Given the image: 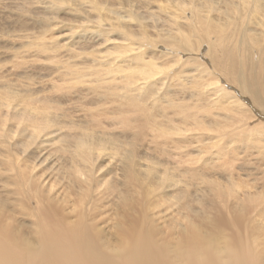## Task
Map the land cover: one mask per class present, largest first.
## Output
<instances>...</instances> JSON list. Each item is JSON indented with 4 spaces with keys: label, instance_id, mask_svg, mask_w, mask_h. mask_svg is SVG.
<instances>
[{
    "label": "rangeland",
    "instance_id": "rangeland-1",
    "mask_svg": "<svg viewBox=\"0 0 264 264\" xmlns=\"http://www.w3.org/2000/svg\"><path fill=\"white\" fill-rule=\"evenodd\" d=\"M49 1L59 9L46 15ZM195 2L0 0V95H16L9 110L17 114L5 116V106L0 111L1 231L36 243L46 215L66 225L83 219L104 251L127 244L123 236L148 233L177 264L172 246L194 224L201 231L215 227L223 240L255 241L254 256L264 250V67L257 63L262 91L252 99L238 88L246 56L233 61L218 52L214 64L202 61L197 28L179 8ZM26 109L50 120L32 140L35 122L21 118ZM75 135L102 149L91 166L74 165L79 174L70 169ZM128 151L134 157L126 166ZM43 177L50 178L43 183Z\"/></svg>",
    "mask_w": 264,
    "mask_h": 264
},
{
    "label": "bare ground",
    "instance_id": "bare-ground-1",
    "mask_svg": "<svg viewBox=\"0 0 264 264\" xmlns=\"http://www.w3.org/2000/svg\"><path fill=\"white\" fill-rule=\"evenodd\" d=\"M196 2L192 5H182L179 8L187 12L189 16V25L194 26L197 29V52L201 57L202 61L207 63H213L219 61L217 56H221L218 52L222 54L226 59L233 60L236 58L246 59V70L245 73L239 75L238 79V88L242 93H248L251 95V98H254V94L262 91L257 80V75L259 73L260 67H264V0H195ZM43 6L44 12L46 15H49L48 12H57L59 9L56 2L49 1ZM125 3H127L125 1ZM191 3V2H190ZM62 4V3H61ZM83 4V3H82ZM115 5V4H114ZM112 6V5H111ZM179 6V4H178ZM67 7V5H66ZM85 7V6H84ZM113 7V6H112ZM111 7V8H112ZM49 8V9H48ZM51 10V11H50ZM64 11V10H63ZM131 11V10H129ZM118 12V11H117ZM121 12V11H120ZM119 14V13H118ZM121 14V13H120ZM119 14V15H120ZM90 16V15H89ZM92 16V15H91ZM131 16V15H130ZM173 16V15H172ZM86 17V16H85ZM177 17V16H176ZM82 18V17H81ZM100 18V16H99ZM50 19V17H46ZM120 19V18H118ZM131 19V18H130ZM152 19V18H151ZM174 19V18H173ZM89 20V19H87ZM86 20V21H87ZM115 20V19H114ZM153 20V19H152ZM176 20V19H175ZM74 21V20H73ZM129 21V20H128ZM84 22V21H83ZM130 22V21H129ZM134 21H131V23ZM78 23V22H77ZM103 23V22H101ZM116 23V22H115ZM168 23V22H167ZM50 24V23H48ZM96 24V23H94ZM135 24V23H134ZM174 24V23H173ZM176 24V23H175ZM179 24V23H178ZM97 25V24H96ZM117 25V24H116ZM127 25V24H126ZM187 25V24H186ZM55 26V25H54ZM52 26V27H54ZM80 26V25H78ZM99 26V23L98 25ZM173 26V25H172ZM95 27V26H94ZM107 27V26H106ZM174 27V26H173ZM176 27V26H175ZM51 28V27H50ZM82 28V27H81ZM134 28V26H133ZM179 28V27H178ZM188 28V27H187ZM193 28V27H192ZM194 29V28H193ZM83 30V29H82ZM117 30V29H116ZM122 30V29H121ZM120 30V31H121ZM191 30V29H190ZM51 31V29H50ZM79 32V29H77ZM76 31V32H77ZM105 31V30H104ZM82 32V31H81ZM108 32V31H107ZM106 32V35H107ZM123 32V31H122ZM126 32V30H125ZM173 32V31H172ZM186 32V31H185ZM188 32V31H187ZM83 33V32H82ZM115 32H113L114 34ZM127 33H129L127 31ZM96 34V33H95ZM105 34V32H104ZM131 34V33H130ZM188 34V33H186ZM190 34V32H189ZM87 35V34H86ZM132 35V34H131ZM158 35V34H157ZM171 35V34H170ZM74 36V35H72ZM89 36V35H88ZM69 37V36H68ZM67 37V38H68ZM121 37V36H120ZM187 37V36H186ZM194 37V36H193ZM196 37V36H195ZM80 38V37H79ZM100 38H102L100 36ZM137 38V37H136ZM149 39V38H148ZM167 39V38H166ZM170 39V38H168ZM181 39V38H180ZM76 40V39H74ZM105 40V38H104ZM107 40V38H106ZM111 40V39H110ZM132 40V39H131ZM173 40V39H172ZM127 41V40H126ZM152 41V40H151ZM166 41V40H165ZM186 39L184 43L187 46ZM113 42V41H112ZM132 42V41H131ZM167 42V41H166ZM192 42V41H191ZM73 43V42H72ZM75 43V42H74ZM103 43V42H102ZM142 43V42H141ZM190 43V42H189ZM195 43V42H194ZM57 44V43H56ZM114 44V43H113ZM122 44V43H120ZM109 45V44H107ZM119 45V44H117ZM126 45V44H125ZM156 46V45H155ZM115 47V46H114ZM134 47V45H133ZM90 48V47H89ZM94 48V47H93ZM129 48V47H128ZM184 48V47H183ZM59 49V48H58ZM114 50V49H113ZM170 50V49H168ZM183 50V49H182ZM95 51V50H94ZM107 51V50H105ZM104 51V52H105ZM180 51V50H178ZM177 51V52H178ZM192 51V50H191ZM98 52V50H97ZM102 52V53H104ZM174 52V51H173ZM184 52V50L182 51ZM188 52V51H186ZM91 53V52H90ZM181 53V52H180ZM185 53V52H184ZM95 54V52H94ZM137 54V53H136ZM144 54V53H143ZM193 54V53H192ZM109 55V54H108ZM127 55V54H126ZM131 55V54H130ZM194 55V54H193ZM103 56V55H102ZM106 56V55H105ZM128 56V55H127ZM126 56V57H127ZM172 56V55H171ZM221 56V57H222ZM246 56V58H245ZM90 57V56H88ZM101 57V55H100ZM132 57V56H131ZM139 57V56H135ZM189 57V56H188ZM192 57V55H191ZM128 58V57H127ZM140 58V57H139ZM196 58V57H195ZM96 59V58H95ZM132 58H130L131 60ZM12 60V59H11ZM90 60V59H89ZM146 60V59H144ZM179 60V59H178ZM236 60V59H235ZM100 61V60H99ZM98 61V62H99ZM102 61V60H101ZM124 61V59L122 60ZM135 61V60H134ZM133 61V62H134ZM143 61V60H142ZM142 61L140 62L143 66ZM139 62V61H137ZM146 62V61H145ZM151 62V61H150ZM177 62V61H176ZM100 63V62H99ZM103 63V62H102ZM129 63V62H128ZM257 63H259L258 67ZM4 64V63H3ZM101 64V63H100ZM120 64V63H119ZM138 64V63H137ZM152 64V63H151ZM156 64V63H155ZM133 65V64H132ZM138 64V66H140ZM148 65V64H144ZM154 65V64H153ZM233 65V64H232ZM244 65V64H243ZM137 66V67H138ZM140 66V67H141ZM149 66V65H148ZM113 67V66H112ZM130 67V66H129ZM136 69H141L140 67ZM147 67V66H145ZM67 67L65 66L64 69ZM103 68V67H102ZM134 68V67H132ZM142 72L149 73L148 70L143 69ZM158 68V67H157ZM214 68V67H213ZM97 69V68H96ZM94 69V70H96ZM131 69V67H130ZM135 69V70H136ZM73 70V69H72ZM81 70V69H80ZM79 70V72H80ZM101 70V69H100ZM105 70V69H102ZM118 70V69H117ZM151 70V69H150ZM159 70V69H158ZM64 71V70H63ZM67 71V69H66ZM75 71H77L75 69ZM108 71V70H107ZM139 71L136 72L139 75ZM224 71V70H223ZM234 71V70H233ZM43 72V71H42ZM94 72V71H93ZM120 72V70H119ZM132 72V70H130ZM135 72V71H134ZM133 72V74H134ZM151 72V71H150ZM225 72V71H224ZM18 73V72H17ZM75 73V72H74ZM84 73V72H83ZM95 73V72H94ZM97 73H99L97 71ZM135 73V74H136ZM141 73V72H140ZM203 73V72H202ZM223 73V72H222ZM228 73V71H227ZM69 74V73H68ZM76 74V73H75ZM74 74V75H75ZM80 74V73H78ZM89 74V73H88ZM117 74V73H116ZM134 74V75H135ZM136 74V75H137ZM155 74V73H154ZM168 74V73H167ZM232 74V73H231ZM71 75V74H70ZM69 75V76H70ZM77 75V74H76ZM75 75V76H76ZM93 75V74H92ZM119 75V74H118ZM121 75V74H120ZM151 75V74H150ZM149 75V76H150ZM157 75V74H156ZM172 75V74H171ZM114 76V75H113ZM142 76V75H141ZM160 76V75H158ZM165 76V75H164ZM169 76V75H168ZM63 77V76H62ZM66 77V76H65ZM72 77V76H71ZM77 77V76H76ZM79 77V76H78ZM88 77V76H87ZM123 77V76H122ZM136 79L137 77L134 76ZM132 77V78H134ZM145 77V76H143ZM139 77L140 79L144 78ZM174 77V76H173ZM228 77V76H227ZM5 78V77H4ZM100 78V77H99ZM109 78V77H108ZM121 78V77H120ZM150 78V77H149ZM163 78V77H162ZM166 78V77H165ZM170 78V76H169ZM236 78V77H235ZM242 78V79H241ZM80 78H78L79 80ZM135 79V81H136ZM139 79V80H140ZM146 79V78H145ZM151 79V78H150ZM158 79V78H157ZM161 79V78H160ZM87 80V79H86ZM94 80V79H93ZM138 80V79H137ZM148 80V79H147ZM156 79L154 78V81ZM163 80V79H161ZM160 80V81H161ZM81 81V80H80ZM100 81V80H99ZM114 81V79H113ZM134 81V79L132 80ZM141 81V80H140ZM143 81V80H142ZM153 81V80H152ZM167 81V79H166ZM90 82V81H89ZM129 82V81H128ZM137 82V81H136ZM147 82V81H146ZM158 80H156V83ZM164 82V81H163ZM207 82V81H206ZM88 83V82H87ZM97 83V82H96ZM104 83V82H103ZM102 83V84H103ZM138 83V82H137ZM144 83V82H142ZM152 83V82H151ZM150 83V84H151ZM154 83V82H153ZM156 83H154L156 85ZM162 83V82H161ZM160 83V84H161ZM236 83V82H235ZM3 84V83H1ZM93 84V83H92ZM130 84V82H129ZM146 83H144L145 86ZM159 84V82H158ZM165 84V83H164ZM87 85V84H86ZM143 86V84L140 83ZM139 85V86H140ZM149 85V83L147 84ZM146 85V86H147ZM153 85V84H152ZM163 85V83H162ZM166 85V84H165ZM94 86V84H93ZM97 86V85H96ZM143 86V87H144ZM159 86V85H158ZM157 86V87H158ZM164 86V85H163ZM162 86V87H163ZM210 86V85H209ZM103 87V86H102ZM108 87V84H107ZM151 87V86H150ZM155 87V86H154ZM160 87V86H159ZM166 87V86H165ZM109 88V87H108ZM111 88V87H110ZM114 88V87H113ZM128 88V86H127ZM131 88V87H130ZM153 86L151 87V89ZM164 88V87H163ZM163 88H160L163 89ZM90 89V88H89ZM88 89V90H89ZM93 89V88H92ZM95 89V87H94ZM101 89V88H100ZM105 89V87H104ZM124 89V88H123ZM121 88V90H123ZM138 89H141L138 87ZM4 90V89H3ZM112 90V89H111ZM115 90V89H114ZM120 90V91H121ZM125 90V89H124ZM132 90V88L130 89ZM135 90V89H133ZM149 90V88H148ZM147 90V91H148ZM155 91L157 90L154 89ZM159 90V89H158ZM90 91V90H89ZM102 91V90H101ZM139 91V90H138ZM141 91V90H140ZM146 91V92H147ZM165 91V90H164ZM200 91V89H199ZM32 92V91H31ZM113 92V91H112ZM124 92V91H123ZM158 92V91H157ZM156 92V93H157ZM9 93V92H8ZM104 93V92H103ZM115 93V92H114ZM121 93V92H120ZM131 93H135L132 92ZM149 93V92H148ZM154 92H152L153 94ZM161 93H157L158 95ZM95 94V93H94ZM102 94V93H101ZM155 94V95H157ZM9 95V94H8ZM98 95V94H97ZM107 95V94H106ZM134 95V94H133ZM150 94H148L149 96ZM163 95V94H162ZM1 96V95H0ZM21 97V95H19ZM24 96V94H23ZM22 96V97H23ZM108 96V95H107ZM120 96V95H119ZM132 96V95H131ZM153 96V95H152ZM165 96V95H163ZM203 96V95H202ZM0 102V111L2 107H6L4 115H10L11 117L16 116L17 114L13 110H9L12 105L11 99L15 98L16 95L10 94V98L2 93ZM0 97V98H1ZM27 97V96H26ZM35 97V96H34ZM112 97V96H111ZM134 97V96H133ZM155 97V96H153ZM152 97V98H153ZM167 97V96H166ZM19 98V97H18ZM40 98V97H39ZM38 98V99H39ZM103 98V97H102ZM108 98V97H107ZM117 98V97H116ZM119 98V97H118ZM141 98V97H139ZM148 98L152 99L151 96ZM168 98V97H167ZM28 99V97H27ZM110 99V98H109ZM122 99V98H120ZM125 99V98H124ZM132 99V98H131ZM130 99V100H131ZM138 99V97H137ZM159 99V96L158 98ZM156 99V100H157ZM162 98H160L161 100ZM5 102H4V101ZM128 100V99H127ZM126 100V101H127ZM128 100L127 102H132ZM135 100V98H134ZM133 100V101H134ZM155 100V99H154ZM154 100L152 105L154 104ZM30 101V100H29ZM34 101V100H33ZM142 100L139 101L141 105ZM145 101V100H144ZM252 101V100H251ZM31 102V101H30ZM136 102V101H135ZM20 103V102H19ZM36 103V102H34ZM44 103V102H43ZM123 103V101H122ZM144 103V102H143ZM158 103V101H157ZM31 104V103H30ZM126 104V103H125ZM121 105V104H120ZM130 105V104H129ZM146 105V104H145ZM148 105V104H147ZM151 105V102H150ZM158 105V104H157ZM125 106V105H124ZM123 106V107H124ZM128 103L126 104V107ZM136 106V104H135ZM142 106V105H141ZM144 106V105H143ZM156 106V105H155ZM47 107V106H44ZM121 107V106H120ZM151 107V106H149ZM157 107V106H156ZM155 107V108H156ZM13 108V107H12ZM15 108V111L18 109ZM28 108V107H27ZM60 108V107H58ZM129 108V107H128ZM42 109V108H41ZM28 110V111H27ZM45 110V108H44ZM61 110V108H60ZM132 111L134 109H131ZM18 111V110H17ZM43 111V110H42ZM55 111V110H54ZM135 111V110H134ZM52 112V111H51ZM61 112V111H59ZM177 112V111H176ZM18 113V112H17ZM22 113V112H21ZM46 113V112H45ZM48 113V112H47ZM56 113V112H54ZM135 113V112H134ZM140 113V112H139ZM143 113V112H142ZM146 113V112H145ZM136 114V113H135ZM138 114V113H137ZM144 114V113H143ZM5 115V116H6ZM22 120L33 121L35 122V127L31 130L30 140H32L35 133L46 128L49 125L50 120L45 121V116L42 117L38 112L32 113V110L29 109L23 110ZM57 115V113H56ZM141 115V114H140ZM19 116V114H18ZM48 116H46L47 118ZM0 123L3 120V114L0 112ZM24 118V119H23ZM6 119V117H5ZM179 120V119H178ZM3 122V121H2ZM32 122V123H33ZM56 122V121H55ZM22 123V121H21ZM57 123V122H56ZM54 124V123H53ZM59 125V124H58ZM176 125V124H175ZM23 126V125H22ZM53 126V125H51ZM61 126V125H60ZM66 126V125H65ZM70 126V125H68ZM25 127V126H24ZM27 127V126H26ZM25 127V128H26ZM56 127V125L54 126ZM1 128V127H0ZM208 128V127H207ZM19 129V128H18ZM22 130L24 128H21ZM53 129V128H52ZM21 130V131H22ZM29 130V129H28ZM58 128L56 129V131ZM42 131V130H41ZM177 131V130H176ZM23 132V131H22ZM30 132V131H29ZM53 132V131H52ZM59 133V132H58ZM89 135V134H88ZM53 140L56 136V133L47 135V137ZM76 136V135H75ZM91 136V135H90ZM46 137V136H45ZM38 138V136H37ZM75 138V137H74ZM40 139V138H39ZM60 139V138H59ZM89 139V136H88ZM56 141V140H55ZM76 141V142H75ZM74 147L68 148L71 156V167L70 169L76 168L78 162H85L87 164H92L96 155H100L99 150H102L100 147L92 148L91 142L85 141V136H76ZM30 142V141H29ZM32 142V141H31ZM46 142V141H45ZM59 142V141H58ZM57 142V143H58ZM36 143V142H35ZM50 143V142H48ZM24 144V143H23ZM27 144V143H26ZM44 144V143H43ZM55 144V143H54ZM30 145V144H29ZM37 146V145H36ZM39 147V146H38ZM95 152H93V151ZM36 154V153H35ZM127 162L126 166L130 165L131 157L133 156L132 152H127ZM69 156V157H70ZM39 159H43V155L38 156ZM134 157V156H133ZM133 160V159H132ZM33 161V160H32ZM31 161V162H32ZM39 162V161H38ZM43 162V161H42ZM83 163V164H85ZM98 163V162H97ZM43 164V163H42ZM46 164V163H45ZM45 164H43L45 166ZM50 164V163H48ZM67 165V164H66ZM77 165V166H74ZM81 165V164H80ZM91 166V165H90ZM156 166V165H155ZM12 167V166H11ZM41 167V166H40ZM39 167V168H40ZM151 167V166H150ZM33 168V167H32ZM37 168V167H36ZM84 168H86L84 166ZM99 168V167H98ZM122 168V167H121ZM157 168V167H155ZM35 169V167L33 168ZM44 169V168H43ZM64 169V168H63ZM82 169V168H81ZM80 167L76 168V173L79 174L81 170ZM88 169V168H86ZM150 168H148L149 171ZM152 169H154L152 167ZM45 169L44 171H46ZM157 170V169H156ZM43 171V170H42ZM41 171V172H42ZM59 171V170H58ZM65 171V170H64ZM84 171V169H83ZM88 171V170H87ZM86 171V172H87ZM60 172V171H59ZM43 173V172H42ZM44 174V173H43ZM46 174V173H45ZM57 174V173H56ZM63 174V173H62ZM65 174V173H64ZM75 174V173H74ZM72 174V175H74ZM75 174V175H77ZM60 174H58L59 176ZM82 175V174H80ZM42 176V174H41ZM44 176V175H43ZM48 176V175H47ZM52 176L56 177V175ZM62 176V175H61ZM64 176V175H63ZM67 176V175H66ZM78 176V175H77ZM76 176V177H77ZM83 176V175H82ZM163 176V175H162ZM74 177V176H73ZM72 177V178H73ZM79 177V176H78ZM44 178V177H43ZM46 178V177H45ZM45 178L42 182H45ZM50 178V177H48ZM46 178V180L48 179ZM60 178V177H59ZM163 178V177H162ZM72 180V179H71ZM74 180V178H73ZM72 180V182H73ZM78 180L75 178V181ZM54 180H51V182ZM68 181V180H67ZM80 181V180H79ZM151 181V180H150ZM78 183V181H76ZM58 183V182H57ZM55 182V184H57ZM61 183V182H60ZM76 183V184H77ZM82 183V182H80ZM85 183V182H84ZM59 184V183H58ZM72 184H75L73 182ZM79 184V183H78ZM80 185V184H79ZM124 187V186H123ZM210 187V186H209ZM219 187V186H218ZM83 188V187H82ZM211 188V187H210ZM213 188V187H212ZM56 189V188H55ZM120 191V190H119ZM217 191V190H216ZM215 191V192H216ZM219 191V190H218ZM57 193V192H55ZM66 193V192H65ZM118 193V192H117ZM156 193V192H155ZM218 193V192H217ZM165 194V193H164ZM219 194V193H218ZM56 197V195L54 196ZM62 198V197H61ZM251 200V199H250ZM36 201V200H35ZM247 201V199H246ZM249 201V200H248ZM36 203V202H35ZM40 204V203H38ZM64 204V202H63ZM240 205V204H239ZM43 206V205H42ZM250 207V206H249ZM64 208V207H63ZM44 209V208H43ZM244 210V209H243ZM41 214V212H40ZM54 215V214H53ZM46 215V219H43V222L38 223V231L35 235L36 243H31L20 238L14 237L10 232L1 231L0 228V264H172L173 261L165 254V251L156 246L151 241V235L147 233V237L136 236V237H125L128 240L127 244L120 242L117 246V251L112 247L109 250L104 251L101 247L102 245L98 241V236L95 233V230L88 224L84 223V220H78L74 225H66L62 222H57V218H53ZM54 219V220H53ZM56 219V220H55ZM74 221V220H73ZM8 223V222H7ZM52 223V227H50ZM50 224V225H49ZM151 224V223H150ZM194 224H190L188 229L189 231L185 235L183 232L181 239L172 246V256L177 264H264V250L259 251L255 254L252 249L255 247V241H253V246H251L246 240L243 242L241 238H232L230 240L222 239V232L218 231L215 227H210L208 231H201L196 228ZM2 226V225H1ZM0 226V227H1ZM135 228V226H134ZM187 228V227H186ZM135 231V230H134ZM251 231H254L251 230ZM250 233V232H249ZM4 234V235H3ZM181 235V233H180ZM153 237V236H152ZM248 237V236H247ZM252 237V236H251ZM249 237V238H251ZM256 238V237H255ZM27 239V238H26ZM247 239V238H246ZM248 240V239H247ZM256 240V239H255ZM28 242V243H27ZM257 242V241H256ZM257 245V244H256ZM261 246V245H260ZM116 247V246H115ZM253 247V248H252ZM255 253V252H254Z\"/></svg>",
    "mask_w": 264,
    "mask_h": 264
}]
</instances>
